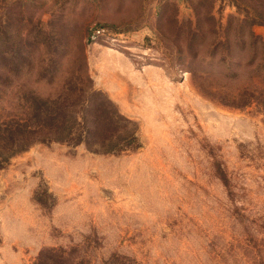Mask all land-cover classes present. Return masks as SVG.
<instances>
[{
    "label": "rangeland",
    "instance_id": "1",
    "mask_svg": "<svg viewBox=\"0 0 264 264\" xmlns=\"http://www.w3.org/2000/svg\"><path fill=\"white\" fill-rule=\"evenodd\" d=\"M236 1L0 0V57L8 60L0 70L11 80L0 86L3 114L16 111L25 87L42 95L58 87L39 80L55 56L41 44L24 45L33 66L14 68L20 36L77 25L94 88L138 128L141 143L120 154L37 143L12 158L0 170V264H34L46 248L74 249L90 264H264V112L204 96L180 51L188 25L175 36L196 11L210 12L215 22L202 26L194 66L224 73L229 62L209 57V29L216 24L223 36L232 19L254 15L252 1L239 9ZM100 25L122 33L90 41ZM253 30L264 39V23ZM236 45L241 73L252 68L264 82V63L250 66ZM69 49L58 58V80L83 63L79 47Z\"/></svg>",
    "mask_w": 264,
    "mask_h": 264
},
{
    "label": "trees",
    "instance_id": "2",
    "mask_svg": "<svg viewBox=\"0 0 264 264\" xmlns=\"http://www.w3.org/2000/svg\"><path fill=\"white\" fill-rule=\"evenodd\" d=\"M239 1H236L238 9ZM247 1H252L254 15L246 14L243 19H232L225 28L223 36L218 33L221 32L218 30V25L214 24L209 29L215 35L209 57L229 62L224 73L215 75L211 72H199L194 66L200 60V49L203 46L199 41L206 38L202 26L208 22H215V17L209 14L210 12L203 14L196 11L195 21L189 20L183 24H179L176 20L175 24L180 26L175 29V36H180L184 24L188 25L185 48L180 51L191 58L193 66L187 68V72L192 74L195 86L204 96L224 106L244 109L255 105L264 112V82L256 81L252 68H249L245 74L241 73L244 64L240 62L238 52H235L231 46L236 45L234 40L238 41L235 47L239 45L240 50L250 54L248 61L250 66L255 67L264 63V39L253 30L254 25L264 23V0ZM15 19L8 18L9 21ZM24 19V16H17L19 22ZM48 24L54 26V21L51 19ZM98 27L119 31L106 25ZM79 31L77 25H69L65 28L60 26L57 30L52 27L47 30L42 26L35 28V34L28 32L20 36L15 51L17 61L13 64L14 68L23 64L33 66L32 61L25 56L28 51L24 45L41 44L55 56L47 60L48 63L41 70L39 80L45 79L50 84H57L58 87L55 93L48 95H42L34 88L25 87L18 95L15 112L5 115L0 110V170L5 168L16 155L27 151L37 143L84 145L88 150L102 154L130 152L141 146L138 128L119 111L117 105L105 92L94 88L92 78L86 73V44ZM73 34L78 36V39H73ZM90 34L91 29L87 34L88 39ZM224 37V42L219 40ZM102 39V37L98 38V40ZM67 42L70 43L69 48L74 45L79 47L83 63L75 65L69 76L58 80L56 75L62 66L58 58L71 51L69 48L65 49ZM221 48H226L227 55L222 58L219 54ZM7 61L5 57H0V65H4L3 63ZM8 81L11 82L10 78L6 76L4 70H0V86H7ZM2 95L1 93L0 97ZM78 256L74 249L46 248L41 251L34 264H90L85 258Z\"/></svg>",
    "mask_w": 264,
    "mask_h": 264
},
{
    "label": "built area",
    "instance_id": "3",
    "mask_svg": "<svg viewBox=\"0 0 264 264\" xmlns=\"http://www.w3.org/2000/svg\"><path fill=\"white\" fill-rule=\"evenodd\" d=\"M120 31L114 32L111 30H107L105 28H100L98 26L91 28V34H90V41H96L99 37H102L103 39L106 37L107 39H114L116 36L121 35Z\"/></svg>",
    "mask_w": 264,
    "mask_h": 264
}]
</instances>
